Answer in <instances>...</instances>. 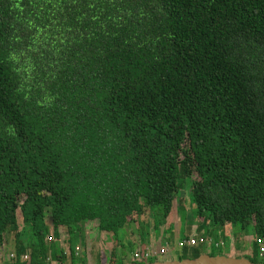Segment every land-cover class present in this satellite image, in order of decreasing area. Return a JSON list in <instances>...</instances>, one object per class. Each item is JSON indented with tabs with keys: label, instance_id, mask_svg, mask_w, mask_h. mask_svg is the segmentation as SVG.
Instances as JSON below:
<instances>
[{
	"label": "trees",
	"instance_id": "trees-1",
	"mask_svg": "<svg viewBox=\"0 0 264 264\" xmlns=\"http://www.w3.org/2000/svg\"><path fill=\"white\" fill-rule=\"evenodd\" d=\"M87 223L213 240L178 261L252 226L264 264V0H0V249L79 264Z\"/></svg>",
	"mask_w": 264,
	"mask_h": 264
},
{
	"label": "rangeland",
	"instance_id": "rangeland-1",
	"mask_svg": "<svg viewBox=\"0 0 264 264\" xmlns=\"http://www.w3.org/2000/svg\"><path fill=\"white\" fill-rule=\"evenodd\" d=\"M186 188H187V193H186V197L185 199H188V203H187V208L189 209L187 211V218L189 220L192 219V204H191V182L189 180L186 181ZM182 200V199H181ZM180 199H175L174 201V212H173V216H171L170 218V221L173 223V224H179L180 222V210L181 208L183 207L182 205V201ZM48 224H50V221L49 219L47 220ZM181 233L177 234L181 237H184L188 234V232L185 230V227H184V224H181ZM232 230L231 232H227V236H229L230 234L232 233H237L236 236H239L240 232L244 233L245 235L247 236H253V243L254 244V241H255V233H254V230H253V227L252 226H249L247 227L244 231L240 229V227H227V231L228 230ZM240 229V230H239ZM84 236H80L81 237V241H80V245L76 246L75 248H80V255L84 256L81 258L79 264H101L103 262H101V259L102 261H105L106 263L108 262V264H112V262L114 264H129L132 260V257L133 255L136 253V252H143V250H138V249H141L140 247H142L138 242H136L135 244H130L128 239H125L123 238V247L125 249H115L114 250V246L116 244H110V243H105L103 242V240L101 239V237L103 236L104 240H107L109 242H113V238L110 234H100L99 233V230H98V225L96 223H87L85 226H84ZM89 235V244H87L85 242V235ZM133 236V235H132ZM61 243H60V246L63 247L64 249H67L66 245L64 244L65 243V240H67L69 238V233H68V230L67 229H64L63 232L61 233ZM135 238V237H134ZM154 239L153 242H154V247L156 250L159 249L160 247V241H158V238H157V234L152 231L151 233V239ZM168 238V237H167ZM178 239H176L175 241L173 240H164V242L166 243V246H164L163 248L167 247L168 244L170 243L169 246L173 247V251L172 253L170 254V256L168 257H162V258H157L155 260V262L157 261H178V259H180V257L183 256V250L180 249L178 246H177V242H178ZM136 239V238H135ZM135 241V240H134ZM185 241V240H183ZM182 241V242H183ZM64 242V243H63ZM164 243V244H165ZM59 245V244H58ZM224 245V244H223ZM151 246V245H149ZM82 247V248H81ZM223 247L221 250H218L216 248L214 249H208L207 253H204V254H207V255H210L212 257H215V256H225V257H242L239 255V253H236L234 251H229V248L228 247H224V246H221ZM171 249V248H170ZM124 250H127L129 254V256L131 255L132 257H129L130 259L127 260V256L126 258H124ZM83 251V253H82ZM85 252V253H84ZM11 254V252L8 250H4V254L2 253L1 255V258H0V264H10L11 262H9L8 260V255ZM248 257L252 258L253 257V252L252 254H250ZM114 258V259H113ZM113 259V260H112ZM112 261V262H111ZM139 261H142L143 263H149V260H138L136 262L138 263H142V262H139ZM7 262V263H6ZM258 262H264V259H259ZM105 263V264H106Z\"/></svg>",
	"mask_w": 264,
	"mask_h": 264
},
{
	"label": "built area",
	"instance_id": "built-area-1",
	"mask_svg": "<svg viewBox=\"0 0 264 264\" xmlns=\"http://www.w3.org/2000/svg\"><path fill=\"white\" fill-rule=\"evenodd\" d=\"M48 240L50 242L53 241V239L51 237L48 238ZM210 243H213V240H211L210 238H205V237H200V238H196L193 237L189 240H185L183 242L179 243V248L182 249L185 246L187 247H196L199 245H210ZM258 243L260 244V251H259V257L261 259H264V240H258ZM219 245H223V244H217V246ZM143 252H136L133 257L132 260L133 261H138V260H151L153 258H162V257H168L170 255V249L165 247V248H160L158 250H156L153 246H148L145 247L144 249H142ZM76 253L77 255L80 253V248H76ZM15 258V254H10L8 255V260H14ZM23 261H28L29 260V256L25 255L22 257ZM142 262V261H139Z\"/></svg>",
	"mask_w": 264,
	"mask_h": 264
},
{
	"label": "water",
	"instance_id": "water-1",
	"mask_svg": "<svg viewBox=\"0 0 264 264\" xmlns=\"http://www.w3.org/2000/svg\"><path fill=\"white\" fill-rule=\"evenodd\" d=\"M172 251L170 250V254ZM170 256V255H169ZM108 264V263H106ZM129 264H256L253 263L247 257H225V256H215L204 254L199 258L187 259L183 261H157L153 263H129Z\"/></svg>",
	"mask_w": 264,
	"mask_h": 264
},
{
	"label": "crops",
	"instance_id": "crops-1",
	"mask_svg": "<svg viewBox=\"0 0 264 264\" xmlns=\"http://www.w3.org/2000/svg\"><path fill=\"white\" fill-rule=\"evenodd\" d=\"M226 231V230H225ZM227 233V232H226ZM89 235L86 234L85 236V242L87 244H89V238H88ZM224 236L227 238V239H230V246L228 247L229 248V251H234L236 253H239L240 256L242 257H247L249 256L250 254H252L253 252V236H247L245 235L243 232L239 234V236H236L234 235V233L230 234L229 236H227V234L224 233ZM236 239L239 240V246H240V249H237L236 248ZM153 238L151 239V246L154 247V242H153ZM179 242V241H178ZM180 243V242H179ZM177 243V246L178 244ZM218 244H223L221 241H219ZM224 246V245H223ZM147 247V246H146ZM226 247V246H224ZM155 248V247H154ZM167 248H170L169 246ZM220 248H223V247H220ZM210 249V248H209ZM213 249V248H212ZM219 249V248H218ZM221 250V249H219ZM171 251H173V248L171 249ZM208 251H205V253H207ZM2 253L4 254V249H0V258H1V255ZM239 258V257H237ZM130 258L128 257L127 260H129ZM7 263V262H6Z\"/></svg>",
	"mask_w": 264,
	"mask_h": 264
}]
</instances>
